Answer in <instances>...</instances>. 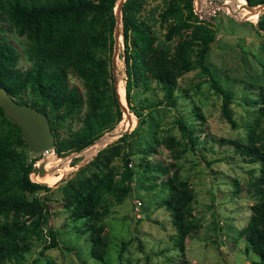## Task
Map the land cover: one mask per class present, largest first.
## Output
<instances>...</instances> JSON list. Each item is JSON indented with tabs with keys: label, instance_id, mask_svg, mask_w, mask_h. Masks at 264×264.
<instances>
[{
	"label": "rangeland",
	"instance_id": "obj_1",
	"mask_svg": "<svg viewBox=\"0 0 264 264\" xmlns=\"http://www.w3.org/2000/svg\"><path fill=\"white\" fill-rule=\"evenodd\" d=\"M167 1L141 0L138 15L149 25L154 44L171 48L178 34L164 36L167 24L176 21L173 15H161ZM233 12L215 11L203 20L215 33L204 56L208 70L195 65L177 78L174 106L164 102L154 81L149 82L151 89L147 91L131 86L129 100L141 108L140 122L125 102V110L134 118L131 126L114 138L105 135L111 129L107 130L96 143L78 152L63 156L54 153L66 169L56 173L57 180L45 182L50 188L44 192L43 221L37 232L26 238L28 249L17 264H251V259H257L239 232L247 221L250 205L260 197L255 183L261 162L251 154H240L231 141L245 144L251 134L254 144L264 146V29H257L256 20H244ZM0 28L1 37L17 52L16 66L24 68L28 64L24 36L6 20H0ZM186 30L181 28L180 33ZM116 47L113 55V43L108 67L112 76L113 60L114 76L124 89L120 35ZM210 75L230 93L228 113L234 123L223 114L221 94ZM67 83L83 95L78 77L67 74ZM83 110L82 103L78 112L59 123L58 137L78 128ZM125 110L113 131L127 118ZM177 118L185 122L192 146ZM19 148L27 161L42 159L26 144ZM99 150L107 156L108 166L120 171L127 159L132 171L130 189L121 199L106 195L107 211L101 225L107 246L101 260L89 252L91 242L85 230L88 220L74 216L62 192L67 182L98 171L86 164ZM55 169L51 164L46 174ZM173 174L186 181L192 191L189 208L194 230L184 236L181 248L175 242L171 215L162 205L169 194L164 182ZM42 193V189H36L26 194L41 197ZM0 264L12 263L4 260Z\"/></svg>",
	"mask_w": 264,
	"mask_h": 264
},
{
	"label": "trees",
	"instance_id": "obj_2",
	"mask_svg": "<svg viewBox=\"0 0 264 264\" xmlns=\"http://www.w3.org/2000/svg\"><path fill=\"white\" fill-rule=\"evenodd\" d=\"M246 2L253 6L264 0ZM140 5L141 0H123L119 26L123 44L124 98L137 122L141 121L142 113L141 108L130 104L131 86L147 91L151 89L149 82L154 81L164 102L174 106L177 78L195 65L208 70L204 56L208 43L215 36L208 21H197L191 11V0H168L161 15H173L176 21L167 24L164 36L170 38L178 34V38L171 48L156 45L149 25L138 15ZM114 6L115 0H0V20H6L17 34L24 36V53L28 60L24 68L16 66V50L0 35V85L16 101L47 116L55 137L53 149L58 156L86 147L122 120V108L108 67L116 25ZM256 27L264 29L262 14L256 20ZM181 28L187 29L184 34L180 33ZM69 73L80 79L83 95L75 86L68 85ZM210 80L221 94L223 114L234 123L228 113L230 93L211 75ZM82 103L84 110L78 128L58 137L59 123L78 112ZM176 121L192 146L185 122L181 118ZM168 141L172 142L173 138L169 137ZM231 143L240 154H251L261 162L255 183L260 197L250 205L247 221L239 233L257 258L251 259V264H264V146L254 144L251 134L245 144L235 140ZM24 146L20 127L0 106V218L4 217L0 219V263L22 261L28 249L26 238L37 232L46 210L44 192L50 186L29 177L34 159L26 160L19 148ZM101 153L99 150L86 164L98 171L67 182L62 191L64 202L74 216L88 220L85 230L91 242L89 252L99 260L107 246L101 225L107 211L106 195L121 199L130 189L132 174L127 159L117 171L108 166L107 156ZM164 183L169 194L162 205L171 215L175 242L181 248L184 236L194 230L189 208L192 191L186 181L175 174ZM36 189L43 190L41 197L27 196L26 193Z\"/></svg>",
	"mask_w": 264,
	"mask_h": 264
},
{
	"label": "water",
	"instance_id": "obj_3",
	"mask_svg": "<svg viewBox=\"0 0 264 264\" xmlns=\"http://www.w3.org/2000/svg\"><path fill=\"white\" fill-rule=\"evenodd\" d=\"M122 1L123 0H115L114 13L116 16V25L113 32V39H114L113 55L115 54L117 49L116 45L118 43V37L119 35L121 36V33H119V26H120V5ZM263 9H264V3L253 6L251 11L257 12ZM111 64H112L113 85L116 92L117 80L114 76L115 67L113 64V60ZM117 98L123 110L119 97L117 96ZM0 106L4 109V111L8 116H11L14 119V121L20 127L22 139L24 143L27 145V147L35 152H38L41 155L42 160L38 161L37 164L36 162H34L31 165L29 172L32 171L39 175L44 174L45 153L49 151L55 153L53 149L55 144V137L50 128L47 116H45L37 109L33 108L32 106L16 101L15 98H13L2 85H0ZM94 141H92L91 143H93ZM78 151H74V152H78Z\"/></svg>",
	"mask_w": 264,
	"mask_h": 264
},
{
	"label": "bare ground",
	"instance_id": "obj_4",
	"mask_svg": "<svg viewBox=\"0 0 264 264\" xmlns=\"http://www.w3.org/2000/svg\"><path fill=\"white\" fill-rule=\"evenodd\" d=\"M231 12H235L236 10H234V9H232L231 7H229L228 8ZM238 9H240V12L238 13V14H241V15H244V16H246L247 18H250V20L251 21H253V20H255V12L254 11H251L250 9H248V8H245V7H242V8H238ZM236 13V12H235ZM237 14V13H236ZM116 78V77H115ZM116 80H117V83H116V92H117V96L119 97V100H120V103H121V105H122V107H123V111L125 110V101H124V99H123V95H124V89L120 86V85H118V79L116 78ZM125 114H124V116L125 115H127V118L126 117H124V120L122 121V125H120L119 127H117V129L115 130V131H113V130H111V131H109V132H106L105 133V135H107V134H109V136H108V138H114L116 135H117V133H119V131H121L122 129L124 130V129H126V128H128V126L130 125L131 126V124L133 123V117H130V113L127 111V110H125V112H124ZM129 114V115H128ZM134 117H135V115L134 114H132ZM126 119V120H125ZM124 124H128V125H124ZM104 135V136H105ZM103 136V137H104ZM102 138V137H101ZM107 138V137H106ZM100 139V138H99ZM99 139H97V140H95L93 143H91L90 145H88L87 147H89V146H91L92 144H94V143H96ZM105 139V138H104ZM103 139V140H104ZM102 143V141L100 142V143H97L96 145L98 146V145H100ZM95 145V146H96ZM48 154V155H47ZM45 162H44V168H45V172H44V174H42V175H39V174H37V173H34V172H29V175H30V178L32 177V179L33 180H35V181H38V182H51V181H55V180H57L58 179V177L59 176H55L56 175V173H60V172H63L66 168H64L62 165H61V163H62V159H60L61 157H59V158H57V157H55V155H54V153L52 152V151H49V152H47V153H45ZM50 159L47 163H46V159ZM42 160V159H41ZM36 164H37V162H36ZM54 165V166H56V169H55V171L53 172V173H48V174H46L47 173V168L50 166V165Z\"/></svg>",
	"mask_w": 264,
	"mask_h": 264
},
{
	"label": "built area",
	"instance_id": "obj_5",
	"mask_svg": "<svg viewBox=\"0 0 264 264\" xmlns=\"http://www.w3.org/2000/svg\"><path fill=\"white\" fill-rule=\"evenodd\" d=\"M253 6L248 5L246 0H191V11L195 15L197 21H203L204 19H207V17H209L211 14H214L215 11L229 12V7L236 10L235 12L237 14L234 12L233 13L238 17H241L244 20H249L241 14H238L240 12V9L238 8L245 7L251 10ZM259 14L264 16V9L255 13V20L258 19Z\"/></svg>",
	"mask_w": 264,
	"mask_h": 264
}]
</instances>
